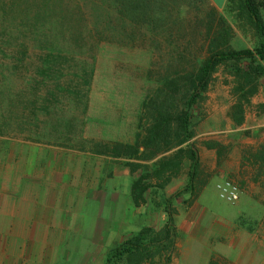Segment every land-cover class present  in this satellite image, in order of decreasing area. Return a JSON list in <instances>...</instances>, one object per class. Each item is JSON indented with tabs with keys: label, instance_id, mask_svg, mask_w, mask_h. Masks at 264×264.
<instances>
[{
	"label": "rangeland",
	"instance_id": "rangeland-1",
	"mask_svg": "<svg viewBox=\"0 0 264 264\" xmlns=\"http://www.w3.org/2000/svg\"><path fill=\"white\" fill-rule=\"evenodd\" d=\"M211 9L207 0H142L141 5L139 0H111V38L80 40L76 55L50 58L29 39V50L21 52L15 40L0 38V134L30 143L40 153L61 154L79 182L77 193L95 191L105 213L111 210V218L119 219L111 223L108 248L101 242L83 254L64 247L46 252L37 264H106L110 249L126 238L145 227L164 228L169 199L176 235L165 244L171 252L156 250L150 264H264V142L255 147L256 155L237 156L236 132H231L236 127L227 122L233 78L224 70L216 74L193 119L196 149L216 145L219 169L212 172L202 164L194 189L187 192L189 171H184L167 189L154 190L148 205L135 208L118 164L126 162L122 147L136 139L147 97L164 78L191 72L208 56L213 18L232 26L236 46L258 45L254 30L225 10L216 18ZM225 179L240 187L238 202L220 197L218 185ZM106 224L100 225L104 231Z\"/></svg>",
	"mask_w": 264,
	"mask_h": 264
},
{
	"label": "trees",
	"instance_id": "trees-1",
	"mask_svg": "<svg viewBox=\"0 0 264 264\" xmlns=\"http://www.w3.org/2000/svg\"><path fill=\"white\" fill-rule=\"evenodd\" d=\"M225 11L244 28L254 30L259 43L253 49L234 48V30L221 19L218 28L212 30L208 56L199 67L164 78L147 97L136 139L120 153L132 175L139 174L131 187L136 208L149 204L154 190H165L185 169L189 170L185 192L194 189L200 170L199 153L192 142L196 136L194 111L221 70L233 78L231 94L236 103L231 118L238 126L245 122L246 105L258 93L259 80L264 77V0H229ZM66 22L71 28H66ZM93 35L111 38V0H0V38H12L21 52L22 48L29 50L25 44L29 39L50 58L62 53L76 55L80 40ZM46 75L44 72L42 76ZM157 158L152 168L142 164ZM171 202L166 201L168 222L160 232L143 228L111 250L106 264H150L156 250L171 252V247L165 246L176 235Z\"/></svg>",
	"mask_w": 264,
	"mask_h": 264
},
{
	"label": "crops",
	"instance_id": "crops-1",
	"mask_svg": "<svg viewBox=\"0 0 264 264\" xmlns=\"http://www.w3.org/2000/svg\"><path fill=\"white\" fill-rule=\"evenodd\" d=\"M141 1L139 0L140 5ZM228 1L207 0L216 18L218 11L226 9ZM219 22V19L215 21L213 18L212 24L210 23L208 43ZM232 44L236 49H253L236 46L234 42ZM230 86L233 87V84ZM228 87L222 86L223 89ZM230 90L232 89L229 88V94ZM231 119L227 122L236 127L231 132H236L235 148L237 153L239 151L237 156L243 160L256 155L259 151L255 147L264 142L261 137L264 135V77L259 80L258 93L246 105L245 122L238 126ZM197 138L196 135L192 142ZM47 153L37 152L30 143L21 145L19 139L0 134V264H37V260L43 259L44 254L49 251H61L64 247L70 250L74 247L76 252L83 253L87 248L88 252L93 251L101 242L107 248L111 244V228L114 229L111 223L119 219L111 218V210L109 214L105 213L106 206L94 196L95 191L84 194L79 190L77 193L79 182L69 174V164L62 161L61 154L53 155L50 150ZM198 153L200 169L204 163L212 172L219 169L220 150L216 145L198 149ZM158 159L142 164L152 168ZM125 163V160H120L118 164L123 167L129 180L127 194L133 203L132 173ZM71 166L76 168L77 164ZM221 176L223 175L215 174V178ZM104 223H107L105 231L100 227ZM104 237L107 238L103 241Z\"/></svg>",
	"mask_w": 264,
	"mask_h": 264
},
{
	"label": "built area",
	"instance_id": "built-area-1",
	"mask_svg": "<svg viewBox=\"0 0 264 264\" xmlns=\"http://www.w3.org/2000/svg\"><path fill=\"white\" fill-rule=\"evenodd\" d=\"M220 197L230 203H236L240 200V187L231 180H225L218 185Z\"/></svg>",
	"mask_w": 264,
	"mask_h": 264
}]
</instances>
